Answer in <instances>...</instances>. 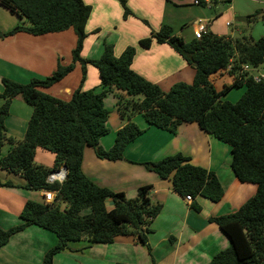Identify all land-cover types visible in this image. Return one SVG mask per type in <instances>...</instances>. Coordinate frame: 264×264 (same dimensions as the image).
I'll use <instances>...</instances> for the list:
<instances>
[{
  "label": "trees",
  "instance_id": "obj_1",
  "mask_svg": "<svg viewBox=\"0 0 264 264\" xmlns=\"http://www.w3.org/2000/svg\"><path fill=\"white\" fill-rule=\"evenodd\" d=\"M116 1L123 10V19L132 15L126 0ZM0 6L27 24L0 33V39L19 32L43 36L69 29L76 35L69 65L57 64L50 76L33 78L27 84L1 80L0 151L5 144L10 150L0 159V169L20 174L26 181L25 189L56 192L60 201L26 202L19 215L21 225L7 231L0 229V247L29 226L47 230L56 237L55 246L45 253L41 264H53L56 254L69 243L81 240L110 244L122 237L146 246L148 227L161 210V205L150 201L151 186L140 187L135 198L126 199L123 193L98 187L81 170L85 148H92L100 160H122L126 146L144 132L131 121L139 114L148 126L170 133H175L180 124L195 123L230 147V167L235 178L240 183L255 185L256 191L236 212L209 219L226 235L230 246L213 256L208 264H264V80L256 83L253 75L241 72L242 67H264V38L253 41L207 32L201 39L185 42L172 35L169 26L151 31L138 42L141 48L148 49L153 42L166 44L194 70L191 84L178 82L163 92L131 70L134 47H127L119 57L114 56L112 45L105 46L97 60L80 57L91 13V7L82 0H0ZM244 19L249 24L264 23V11H255ZM76 63L82 69L80 85L86 65L97 70L99 92L82 91L80 86L68 102L41 92L71 73ZM228 66L232 84L218 92L212 79L226 72ZM242 86L245 89L237 102L232 104L222 99L231 88ZM108 93L114 94L120 118L127 122L116 132L112 147L105 151L99 140L107 133L108 110L104 99ZM14 98H20L32 109L21 140L8 137L4 127ZM36 149L54 156L52 169L34 163ZM143 165L160 179H170L172 191L180 197L189 196L193 201L202 197L217 203L223 196L214 173L190 164L188 158L179 154ZM63 166L67 170L63 183L48 184L46 180L52 170ZM11 186L0 182V188ZM106 200L112 202L110 211L105 208ZM192 208L196 212L200 210L195 202ZM86 209L90 212L82 214Z\"/></svg>",
  "mask_w": 264,
  "mask_h": 264
},
{
  "label": "crops",
  "instance_id": "obj_2",
  "mask_svg": "<svg viewBox=\"0 0 264 264\" xmlns=\"http://www.w3.org/2000/svg\"><path fill=\"white\" fill-rule=\"evenodd\" d=\"M82 1L91 7V13L85 26L86 37L80 57L86 61L97 60L108 45L113 46L114 56L119 57L124 49L134 47L131 70L156 84L163 92L178 82L192 83L194 70L168 45L153 42L150 48L144 49L138 45L140 40L147 38L151 31L169 26L172 35L190 42L199 25L204 27L205 34L210 31L217 36L234 38L232 33L227 34L225 23L229 21L226 18L249 14L245 9L239 11L233 4L228 8L219 6L225 0H126L132 15L123 19V10L116 0ZM229 24L231 27L232 23ZM17 25H20L18 18L0 6V33H8ZM75 39L76 35L73 36L69 30L43 36L19 32L0 39V93L2 78L27 84L33 78L50 75L60 60L69 65ZM247 72L256 76L249 68ZM81 78V65L76 63L71 73L41 92L68 102L80 86L82 91L101 90L98 72L93 66L86 65L82 85ZM218 80L231 85L233 79L228 71L223 72L212 79L215 89ZM112 96L115 102L108 94L104 99L108 110L107 133L100 138L99 145L105 151L112 147L116 132L127 122L117 115V100L113 93ZM17 99L10 103L4 127L9 137L21 140L32 109ZM2 104L0 100V107ZM138 117L131 121L144 132L126 146L122 160H100L85 148L81 170L98 187L132 196L131 199L136 197L140 187L151 186L150 201L153 205H161V210L148 227L147 245L122 237L110 244H90L86 240L71 242L53 257V264H208L213 256L230 246L226 235L209 219L236 212L256 191L255 185L240 183L235 178L230 167V147L203 132L195 123L180 124L175 133H170L148 126ZM9 150L10 146L5 144L0 151V159ZM177 154L188 158L190 164L214 173L223 190V196L217 203L202 197L187 202L172 191L170 179H160L143 165ZM34 163L52 169L54 156L36 149ZM60 169L62 167L54 170ZM0 182L12 184L11 187L0 188V229L7 231L21 225L19 215L26 202H43L44 191L25 189L26 181L20 174L3 169H0ZM192 202L199 206L198 212L192 208ZM111 207L112 202L106 200V210L110 211ZM55 244L53 233L29 226L12 235L8 243L0 247V264H41L45 253Z\"/></svg>",
  "mask_w": 264,
  "mask_h": 264
},
{
  "label": "rangeland",
  "instance_id": "obj_3",
  "mask_svg": "<svg viewBox=\"0 0 264 264\" xmlns=\"http://www.w3.org/2000/svg\"><path fill=\"white\" fill-rule=\"evenodd\" d=\"M231 4H233V6L236 9L239 8V11H242V10L244 11V9H245V11H247V13H249L248 16L251 15V14H253L255 11L264 10V0H231V1L230 0H225L224 4L223 5L222 4H219V6H224L225 8H228ZM236 14H237V12H236ZM244 17H246V16H244ZM244 17H242V16H240V15L237 14L235 18H232V19L231 18H226V20L229 21L228 23H230V22L232 23V26L231 27L226 26V23L227 22L225 23L226 28H228L227 34L229 32L232 33L234 39H241V38L245 37L247 39H252L253 41H257L258 39L264 38V23H262V22H256L254 24H249L244 19ZM19 21H20V24H22L24 26L27 25L25 23V21L24 22L22 20H19ZM212 22H214V21H212ZM207 30H208V28H207ZM69 32H71L73 34V36H74L73 30L69 29ZM214 35H216V34H214ZM75 42H76V39H75ZM61 55H62V57L65 56L64 54H61ZM58 64H60L61 66H67V65H64L61 60L58 61ZM251 70L254 71V74L255 75H264V67L263 66H260V67H258L256 69H251ZM50 75H48V76H50ZM48 76H46V77H48ZM179 81H182V80H179ZM226 83H229V82H220V80L217 81V83L215 85L217 87L216 89L218 90V92L221 91V90H223V87L225 86ZM54 85H56V84H54ZM226 85H228V84H226ZM244 89H245L244 86L239 87V88H235V87L234 88H231L230 90H228L224 94L223 100L224 101H227L229 103H232V104L235 103V102H237L239 100V98L241 97V95L243 94ZM108 95L111 98V100H114V102H115V99L112 96V94L111 93H108ZM17 100H20V99L18 98ZM111 107H114V104H111ZM115 110H116V112L118 114L116 112L115 113L118 116H120L117 107H116ZM138 115H134L133 117L138 116ZM138 118L143 121V119L141 118V115H139ZM86 149L90 150L94 154V150L92 148H86ZM124 196H125L126 199H131V197H132V196L128 197L125 194H124ZM112 208H113V205H112L111 209ZM108 209H110V207L107 208V210ZM89 212H90L89 209H86V210L82 211V214H88Z\"/></svg>",
  "mask_w": 264,
  "mask_h": 264
},
{
  "label": "built area",
  "instance_id": "obj_4",
  "mask_svg": "<svg viewBox=\"0 0 264 264\" xmlns=\"http://www.w3.org/2000/svg\"><path fill=\"white\" fill-rule=\"evenodd\" d=\"M198 2H195V4H197ZM226 26H230L229 23H226ZM205 34V29L203 26H198L197 30L194 32V39H201V37ZM230 70V66H228V68L226 69V71ZM247 71L246 67H242L241 72ZM262 80H264V75H256L253 76V81L256 83L261 82ZM66 173L62 167V169L58 170V171H52L48 177L46 182L48 184H53V183H59L62 184L63 181L65 180L66 177ZM56 197V192H52V191H44L43 192V203L44 204H51L54 202ZM184 199L187 202H191V198L189 196L184 197Z\"/></svg>",
  "mask_w": 264,
  "mask_h": 264
},
{
  "label": "water",
  "instance_id": "obj_5",
  "mask_svg": "<svg viewBox=\"0 0 264 264\" xmlns=\"http://www.w3.org/2000/svg\"><path fill=\"white\" fill-rule=\"evenodd\" d=\"M194 67H195V64H194ZM63 169H64L65 172H67L65 166H63ZM59 201H60V197L56 198V199L54 200V203H57V202H59Z\"/></svg>",
  "mask_w": 264,
  "mask_h": 264
}]
</instances>
